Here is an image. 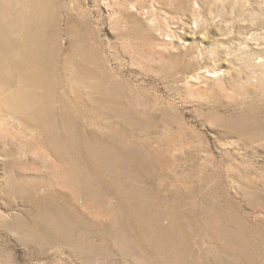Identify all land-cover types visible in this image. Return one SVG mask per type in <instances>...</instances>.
<instances>
[{
  "label": "rangeland",
  "instance_id": "1",
  "mask_svg": "<svg viewBox=\"0 0 264 264\" xmlns=\"http://www.w3.org/2000/svg\"><path fill=\"white\" fill-rule=\"evenodd\" d=\"M0 264H264V0H0Z\"/></svg>",
  "mask_w": 264,
  "mask_h": 264
},
{
  "label": "bare ground",
  "instance_id": "2",
  "mask_svg": "<svg viewBox=\"0 0 264 264\" xmlns=\"http://www.w3.org/2000/svg\"><path fill=\"white\" fill-rule=\"evenodd\" d=\"M148 238V237H147ZM151 240V239H150ZM150 242V241H149ZM155 243V242H154ZM170 245V244H169ZM172 250H173V248H172Z\"/></svg>",
  "mask_w": 264,
  "mask_h": 264
}]
</instances>
